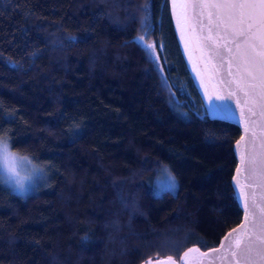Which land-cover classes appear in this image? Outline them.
I'll return each mask as SVG.
<instances>
[{
  "label": "trees",
  "instance_id": "obj_1",
  "mask_svg": "<svg viewBox=\"0 0 264 264\" xmlns=\"http://www.w3.org/2000/svg\"><path fill=\"white\" fill-rule=\"evenodd\" d=\"M144 2L0 0V132L48 169L27 195L0 182V264L178 259L241 221L240 130L209 116L169 0H148L159 60L134 43ZM162 165L174 192L156 193Z\"/></svg>",
  "mask_w": 264,
  "mask_h": 264
},
{
  "label": "snow or ice",
  "instance_id": "obj_2",
  "mask_svg": "<svg viewBox=\"0 0 264 264\" xmlns=\"http://www.w3.org/2000/svg\"><path fill=\"white\" fill-rule=\"evenodd\" d=\"M171 4L181 39L194 42L209 80L218 77L217 83L227 89L213 84V93H205L208 105L219 118L235 119L243 128L234 145L238 164L233 181L244 216L217 247L203 251L190 247L178 259L157 253L158 258L148 257L143 264H204L205 260L208 264L216 260L221 264H264V0H171ZM149 8L145 0L140 20L143 31L134 43L155 62L159 60L157 49L163 45L146 38L151 27ZM157 70L163 72L162 66ZM162 86L171 88L166 79ZM0 171V182L21 194L44 176L43 168L28 155L12 150L10 139L2 132ZM157 186L168 191L177 188L176 177L167 166L161 169Z\"/></svg>",
  "mask_w": 264,
  "mask_h": 264
},
{
  "label": "water",
  "instance_id": "obj_3",
  "mask_svg": "<svg viewBox=\"0 0 264 264\" xmlns=\"http://www.w3.org/2000/svg\"><path fill=\"white\" fill-rule=\"evenodd\" d=\"M169 9L171 11V20L173 22V29H174L175 34H176V39H177V42H178V45H179V50L182 53V57H183L184 63H186L188 72H189V74H191L193 83L195 84V86L197 88V91H198L199 95L201 96L202 101H203L204 105L206 106V108L208 110L209 116H211L212 118H217V119H219L221 121H224V122L225 121L226 122H229V123L233 124L234 126H238V128L240 130V135H241L243 133V128H242V126L240 124L237 123V121L235 119L223 120V119L219 118V116L208 105V102H207V98L205 96V93L206 92L208 94H212L213 93V91H214L213 84H216L217 89H223L225 92L227 91V89L224 88V85L217 83V80L219 79L218 77L216 79H214V80H209L208 73L204 70V62H203V60H201L199 58L200 57V53H199V51H197L195 49L194 42H189L187 40H182L181 39V30L177 29V26H176L177 25L176 18L172 14V4H171V0H169ZM193 68H195V71L193 70ZM201 80L203 81V86L201 84ZM233 107H234V105H233ZM240 135L238 136L237 139H239ZM234 145H235V142L233 144V148H234ZM235 157L237 159V164H238V157L236 155H235ZM236 167H237V165H236ZM236 167H235V169H236ZM235 174L236 173L234 171V174H233V176L231 178L232 188H233V191L235 192L236 202L238 203V205H239V207L241 209V213H242L241 221H242L243 220L244 213H243V208L241 206V203L237 199V190L235 189V185H234V181H233V177L235 176ZM247 191L250 192L252 190L251 189H247ZM227 232H225L222 235V237ZM222 237L220 238V241H221ZM220 241H219V243H220ZM219 243L216 246H213V247H217L219 245ZM190 247H197V246L192 245V246H189L187 248H190ZM209 248H211V247H209ZM201 250L203 251V249H201ZM182 253L180 255H182ZM191 255H196V254H191ZM212 255L213 256H216L218 254L213 253ZM141 264H143V262ZM181 264H183V262H181ZM193 264H194V262H193ZM204 264H208L207 260H205ZM215 264H221V262L219 260H216ZM224 264H227V262H224Z\"/></svg>",
  "mask_w": 264,
  "mask_h": 264
},
{
  "label": "rangeland",
  "instance_id": "obj_4",
  "mask_svg": "<svg viewBox=\"0 0 264 264\" xmlns=\"http://www.w3.org/2000/svg\"><path fill=\"white\" fill-rule=\"evenodd\" d=\"M31 158V157H30ZM32 159V158H31ZM32 161H33V163H35L34 162V160L32 159ZM36 164V163H35ZM37 165V164H36ZM37 166H39V165H37ZM39 167H41V168H43V170H44V176H43V178L42 179H37L36 180V182L34 183V184H30L29 186H28V190L25 192V193H23L22 195H27V194H30V193H32V191H34V189H36V188H38V187H41V186H43V185H45L46 184V182H48L47 180H48V169L47 168H45L44 166H39ZM165 167V165H162V168L161 169H163ZM161 169H160V171H159V177H158V179L156 180V182H155V184H156V193H161V192H163V190H167V189H165L163 186H157V181H159L160 179H161ZM0 176H3V172L2 171H0ZM4 184H6L9 188H11L13 191H15L16 193H18L16 190H15V188L12 186V185H10V184H7V183H4ZM176 190V189H175ZM174 190V191H175ZM174 191H170V192H174ZM19 195H21V193H18Z\"/></svg>",
  "mask_w": 264,
  "mask_h": 264
}]
</instances>
